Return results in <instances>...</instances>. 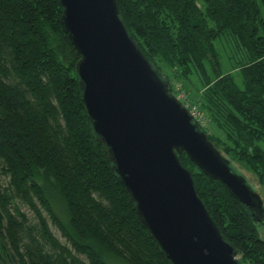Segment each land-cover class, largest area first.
<instances>
[{
	"label": "trees",
	"instance_id": "16d2710c",
	"mask_svg": "<svg viewBox=\"0 0 264 264\" xmlns=\"http://www.w3.org/2000/svg\"><path fill=\"white\" fill-rule=\"evenodd\" d=\"M117 4L172 92L171 75L198 78L202 108L224 136L203 130L264 185V0ZM63 12L59 0H0V263L170 264L93 133ZM220 39L234 59L226 73ZM178 157L241 264H264V239L243 205L186 152Z\"/></svg>",
	"mask_w": 264,
	"mask_h": 264
},
{
	"label": "water",
	"instance_id": "95a60500",
	"mask_svg": "<svg viewBox=\"0 0 264 264\" xmlns=\"http://www.w3.org/2000/svg\"><path fill=\"white\" fill-rule=\"evenodd\" d=\"M78 51L82 101L96 139L170 264H241L178 153L223 183L258 225L264 201L171 91L123 21L117 0H59Z\"/></svg>",
	"mask_w": 264,
	"mask_h": 264
},
{
	"label": "rangeland",
	"instance_id": "374dc122",
	"mask_svg": "<svg viewBox=\"0 0 264 264\" xmlns=\"http://www.w3.org/2000/svg\"><path fill=\"white\" fill-rule=\"evenodd\" d=\"M216 44L218 46L219 51L221 52V72L226 73L228 71H231L233 67L234 59L231 58L232 48H231L230 42L225 39H222V40L220 39L216 42ZM163 70L167 74H169V72L173 73V71L169 70L168 67L165 65H163ZM209 72L211 74L214 73L211 67L209 68ZM171 77H172V84H173V93L175 95L178 94V92L176 91L177 86L179 87L180 90H184V95L186 94L188 96L187 98L188 101L186 100V102L190 105V107L198 108L200 111H202L203 115L207 116L201 104L202 103V96H201L202 89H201V83L198 80V78L193 76L192 82H190L189 80H185L183 78L178 79L172 75ZM206 118H207V125L205 127H208L209 128L208 130H210L214 134H219L221 136H224V133L220 129H218L216 125L210 122L208 116ZM232 167L234 168L235 172H237L238 174H242L243 176L246 177L249 185L261 195L264 201V185H262L259 182L258 177L252 171H250L249 169H247L240 163L233 161ZM2 180L4 184H7V181H8L7 178L2 177ZM19 204H20L22 211H24L31 218L33 222H36L37 220L35 218L33 211L26 204H23V203H19ZM50 226H51V229L54 235L57 238H59L62 242H64V238L62 237L60 231L56 227H54L52 224ZM257 228L260 233V236L264 239V223L258 224ZM35 234H38V233H35ZM81 258L83 257L81 256Z\"/></svg>",
	"mask_w": 264,
	"mask_h": 264
},
{
	"label": "built area",
	"instance_id": "2783aa9c",
	"mask_svg": "<svg viewBox=\"0 0 264 264\" xmlns=\"http://www.w3.org/2000/svg\"><path fill=\"white\" fill-rule=\"evenodd\" d=\"M176 91L178 92V94H176V96L190 110V112L194 116L195 120L199 123L200 127H205L207 125V118L205 115H203L202 111H200L198 108H194V107L191 108L190 107V105L186 102V100L188 101V99H187L188 96L186 94L184 95V90H180L179 87L177 86ZM183 98H184V100H183Z\"/></svg>",
	"mask_w": 264,
	"mask_h": 264
}]
</instances>
